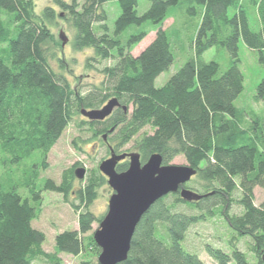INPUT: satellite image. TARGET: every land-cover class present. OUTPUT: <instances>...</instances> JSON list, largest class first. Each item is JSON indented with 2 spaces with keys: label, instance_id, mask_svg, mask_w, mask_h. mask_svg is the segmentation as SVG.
I'll return each mask as SVG.
<instances>
[{
  "label": "trees",
  "instance_id": "obj_1",
  "mask_svg": "<svg viewBox=\"0 0 264 264\" xmlns=\"http://www.w3.org/2000/svg\"><path fill=\"white\" fill-rule=\"evenodd\" d=\"M35 1L0 0V264H65L61 253L78 257L87 251L99 257L94 236L84 239L92 225L104 219L91 211L97 190L107 182L99 168L83 179L85 183L73 168L63 172L60 184L48 179L43 190L37 189V180L48 168L49 153L81 111L102 108L113 98L120 109L103 122L85 121L92 137L107 134L117 154L135 140L142 163L154 154L161 155L165 165L183 156L197 170L185 187L204 196L187 203L177 193L155 203L141 219L128 258L120 264H206L182 243L193 225L209 217L222 219L234 234L230 252L207 246L217 264H253L238 248L244 238L251 241L254 264H264V203L256 206L254 194L256 187L264 189V125L255 120L245 128L246 113L235 105L244 90L241 39L264 65V0H190L191 15L196 14L194 5L204 9L193 57L161 88L155 81L175 61L162 26L180 0H148L143 15L137 12L139 0H116L121 15L112 32L104 6L113 0H53L65 11L58 17L64 16L74 30V49H91L95 55L89 60L104 64V80L86 92L53 70L49 24L57 17L53 7L37 16ZM249 4L256 11L259 32L250 27ZM149 25L155 27L156 37L134 57L132 51L151 32ZM211 48L226 49L232 65L222 71L219 63L205 62L203 55ZM255 100L264 103V79ZM145 128L152 134L141 135ZM128 168L129 161H122L117 172ZM76 182L81 184L75 189ZM43 191L77 200L71 205L79 213V229L59 234L55 253L43 249L45 234L32 227ZM235 203L240 214L231 213ZM181 204L197 213L179 211Z\"/></svg>",
  "mask_w": 264,
  "mask_h": 264
},
{
  "label": "rangeland",
  "instance_id": "obj_2",
  "mask_svg": "<svg viewBox=\"0 0 264 264\" xmlns=\"http://www.w3.org/2000/svg\"><path fill=\"white\" fill-rule=\"evenodd\" d=\"M149 6L150 3L148 0H139L137 7L138 14L143 15L149 9ZM190 6V0H180L178 6L171 7L168 11V17L162 28L169 37L171 51L174 54L175 61L167 71L163 72L157 78L155 81V86L157 88L165 86L171 77L193 57L192 45L196 38L204 9L200 5H194L196 14L191 15L188 12ZM47 7H53L57 17L53 23L49 24L51 33L54 37L53 42H51L48 48L50 63L53 70L57 74L67 77L70 84L73 87H78L82 92L90 90L94 85L98 86L104 80V75H102L100 71L104 64H98L97 62L89 60L90 57H94L95 55L93 50L86 49L77 51L74 49V30L70 22L64 19V16L63 18L58 17L65 11L59 8L53 0H36L34 8L35 14L41 18L44 9ZM104 9L108 15L106 24L109 26L110 32H112L116 20L121 15V9L116 0L107 2ZM247 12L251 29L255 32H259L260 23L254 6L249 4ZM233 13L234 11L231 9L230 14L233 15ZM149 26L148 29H150L151 32L132 51L134 57L139 56L156 37L157 31L154 30L155 27ZM61 34H63L67 40L65 46H63V40L60 38ZM59 58L62 59V64ZM239 59L240 70L244 77V90L236 100L235 105L246 113L244 122L245 128H248L255 120H259L264 125V103L255 100L257 87L264 79V65L260 63L258 53L249 49L242 39L239 42ZM203 60L205 62L215 61L219 63L222 71H225L232 65L231 55L226 49L211 48L203 55ZM110 63L111 62H108V65H110ZM85 121H88V119L84 116H77L53 147L47 157L48 168L41 171V175L37 180L38 190H43L44 184L48 179H52L56 184H60L62 182L63 172L70 168L75 170L84 169L85 179H83L86 181L98 170L101 162L111 157L110 149L106 144L108 135L106 140H103L101 137L93 138ZM146 132L152 134L149 128H145L141 135ZM121 152L129 154L139 153L135 140L122 148ZM35 157H39V155L36 154ZM170 164L180 166L188 165L183 156L176 157ZM80 184L81 183L76 182L75 189L78 188ZM20 193L23 196H29L25 189H21ZM254 194L255 205H262L264 203V189L256 187ZM111 195L112 189L107 181L97 190L96 199L91 206V211L96 217H105ZM237 196L238 195L235 197ZM76 201L73 195L67 200L61 194L55 192H42V201L39 205H36L39 216L32 222V227L45 234L46 240L43 244V249L46 252H56L55 240L59 234L65 231L79 229V213L75 211L71 205L72 202ZM170 201H172V199L167 202ZM178 210L184 213H197L195 210L191 211L185 204L179 205ZM231 213H241V208L238 204H233ZM99 226L100 223L95 222L92 225V230L84 236V239L87 241L88 237L94 235ZM164 233V230H162L161 235H164ZM233 235L230 228L222 219L219 217H209L190 228L182 246L186 251L198 254L206 264H217L209 256L207 246L210 245L220 248L225 252H230L228 243ZM250 242V239L244 238L240 239L237 244L238 248L245 252L254 264V255L248 249ZM60 257L65 264H80L83 261L90 260L93 262L98 261V257L91 251L84 252L78 257L61 253Z\"/></svg>",
  "mask_w": 264,
  "mask_h": 264
},
{
  "label": "water",
  "instance_id": "obj_3",
  "mask_svg": "<svg viewBox=\"0 0 264 264\" xmlns=\"http://www.w3.org/2000/svg\"><path fill=\"white\" fill-rule=\"evenodd\" d=\"M60 38L65 46L66 38L63 34ZM118 107L119 100L113 98L102 108L83 109L81 114L90 122L105 121ZM125 159L129 160V168L122 173L117 172L118 164ZM99 171L107 178L113 191L108 211L93 235L101 250L99 264H120L127 260L141 219L159 200L177 193L187 203L199 202L204 197L185 187L196 176V169L189 165H165L159 154L152 155L143 164L139 153L116 154L111 149V157L101 162ZM75 175L83 180L85 170L77 169Z\"/></svg>",
  "mask_w": 264,
  "mask_h": 264
},
{
  "label": "flooded vegetation",
  "instance_id": "obj_4",
  "mask_svg": "<svg viewBox=\"0 0 264 264\" xmlns=\"http://www.w3.org/2000/svg\"><path fill=\"white\" fill-rule=\"evenodd\" d=\"M121 106V105H120ZM122 108V107H121ZM118 109H120V107H118V108H115V110L113 111V112H115L116 110H118ZM89 121V120H88ZM90 122V121H89ZM97 122H103V121H97ZM105 135H107V134H105ZM105 135H103V137H101L103 140H105L104 139V136ZM108 140V139H107ZM106 144L108 145V147H109V149H110V153H111V149L113 148L111 145H110V143H109V140L108 141H106ZM113 151H114V148L112 149ZM115 152V151H114ZM117 154V153H116ZM122 154H125V153H122ZM125 160H127V161H129L128 159H125ZM125 160H123V161H125ZM144 164V163H143ZM112 195H113V191H112ZM111 195V196H112Z\"/></svg>",
  "mask_w": 264,
  "mask_h": 264
},
{
  "label": "bare ground",
  "instance_id": "obj_5",
  "mask_svg": "<svg viewBox=\"0 0 264 264\" xmlns=\"http://www.w3.org/2000/svg\"><path fill=\"white\" fill-rule=\"evenodd\" d=\"M76 171V170H75Z\"/></svg>",
  "mask_w": 264,
  "mask_h": 264
}]
</instances>
